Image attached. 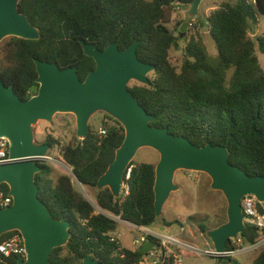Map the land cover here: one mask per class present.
I'll return each mask as SVG.
<instances>
[{"label":"trees","instance_id":"obj_1","mask_svg":"<svg viewBox=\"0 0 264 264\" xmlns=\"http://www.w3.org/2000/svg\"><path fill=\"white\" fill-rule=\"evenodd\" d=\"M192 1L20 0L19 11L39 30L40 39L7 38L0 47V80L13 87L21 100H27L39 87L34 59L56 63L61 69L74 66L83 81L95 63L83 54L78 39L96 44L99 50L112 43L124 50L136 41L138 60L153 66L154 71L148 86L135 85L129 90L154 118L151 126L185 137L197 147H225L231 165L249 176L264 177V70L256 55V43L264 54V37L254 41L248 35L250 26L258 25L264 16V0L224 1L206 22H188V28L208 25L216 55L207 52L196 31L186 40L183 61L177 68L171 64L169 53L181 40L168 26L175 8L187 9ZM100 124L105 136L89 127L84 140L74 137L61 148L72 177L58 175L53 180L52 168L46 162L39 164L41 172L35 175L39 200L54 219L71 225L68 243L52 251L49 264H82L88 255L102 264H139L144 254L120 245L112 236L118 222L104 213L137 227L149 228L157 221L153 164L130 163L127 195L115 198L108 188L95 189L125 136L123 127L105 114ZM41 144L53 149L57 142L48 136ZM74 183L92 190L96 206L104 213H97L73 188ZM8 191L6 184L0 185V194L7 196ZM245 226L237 238L243 245L255 244L258 230ZM199 229L202 234L209 231L202 224ZM14 235L21 237L16 231L10 232L0 236V244ZM238 248L232 241L227 243L228 251ZM18 258L0 255V264H15ZM164 264H172L171 259ZM216 264L237 263L224 258ZM251 264H264V250Z\"/></svg>","mask_w":264,"mask_h":264},{"label":"water","instance_id":"obj_2","mask_svg":"<svg viewBox=\"0 0 264 264\" xmlns=\"http://www.w3.org/2000/svg\"><path fill=\"white\" fill-rule=\"evenodd\" d=\"M203 0H193L187 17L197 18ZM233 4L234 0H225ZM20 0H0V43L10 37L38 41L39 30L19 11ZM188 23H183L182 38ZM83 54L95 63V69L80 80L76 67L61 69L56 63L34 59L38 90L27 100H21L13 87L0 80V139L8 141L10 162L0 166V185L8 186L12 205L0 209V236L18 232L23 240L25 257L15 264H49L52 251L65 246L71 236V225L56 220L38 197L39 187L35 175L41 172L40 163L47 162L51 150L47 144H38L33 128L39 122L51 123L57 114H70L75 118L76 137L84 140L89 134V121L97 113L116 120L124 129V140L115 151L114 160L100 176L96 190L108 188L119 198L125 184V174L140 149L150 148L159 155L155 166L153 185L154 212L161 217L162 208L171 193L179 190L174 183L177 171L206 174L210 188L225 198L226 222L209 230L206 238L224 260L227 243L243 233L245 216L241 200L245 196L264 201V177L249 176L231 165L225 147L207 144L193 145L187 138L174 136L165 128L151 126L153 117L139 104L129 90V84H150L154 67L137 58L138 42L120 50L117 43L99 50L94 43L78 39ZM154 247L147 242L139 248L146 254ZM82 264H102L91 255Z\"/></svg>","mask_w":264,"mask_h":264},{"label":"rangeland","instance_id":"obj_3","mask_svg":"<svg viewBox=\"0 0 264 264\" xmlns=\"http://www.w3.org/2000/svg\"><path fill=\"white\" fill-rule=\"evenodd\" d=\"M225 0H203L199 7V14L197 18L189 19L187 17V9L175 8L171 17V24L168 26L170 31H173L176 36L180 34L179 24L191 22L196 24L198 20L206 22L210 14L218 9ZM198 31L202 36V41L206 47L207 52L211 56L216 55V46L209 35V27L207 24L203 28L195 29L194 27H187L184 35L180 38V43L177 49H172L169 53V59L173 66L180 67L183 61V48L186 40L194 36ZM248 35L251 39L256 41L258 38L264 37V16L258 20V25L250 26ZM7 40L4 39L0 43V47ZM256 55L259 63L264 70V54L260 53L256 43ZM0 52V59H1ZM139 85L136 82H131L129 88ZM103 113L95 114L89 121V127L97 134L101 130V121ZM35 140L38 144L43 143L48 136L53 138L57 145L49 151V158L46 163L52 168L53 173L51 179L55 180L58 175L71 176V169L64 163L61 157V148L69 144L74 137H76V123L73 115L57 114L54 116L51 123L39 122L33 128ZM159 155L150 148H143L138 151L133 162L148 163L157 165ZM174 183L179 186V190L171 193L168 200L162 208L161 217L157 219L154 225L149 227L151 230L157 232L174 235L180 238L187 244L196 246L198 249L204 250L211 248V242L206 238V234H202L199 225H205L209 230H213L220 222H226L227 204L221 192L213 191L210 188L211 180L204 173L177 171L174 176ZM73 188L81 193L83 197L89 201L95 210L101 212L95 204L94 193L88 188L74 183ZM224 222V223H225ZM123 248L134 251L131 242L134 238L139 237V233L132 230L127 224L118 223V228L112 234ZM236 237L233 244L239 246V249L246 247L239 243ZM213 248V247H212ZM264 250V245L258 250L241 253L235 252L232 256L237 264H251L258 254ZM182 259L181 264H216L218 259H213L207 256H197L192 253L183 251L180 253Z\"/></svg>","mask_w":264,"mask_h":264},{"label":"built area","instance_id":"obj_4","mask_svg":"<svg viewBox=\"0 0 264 264\" xmlns=\"http://www.w3.org/2000/svg\"><path fill=\"white\" fill-rule=\"evenodd\" d=\"M105 134L106 132L104 130L99 131L100 136H105ZM48 160H50L49 156ZM10 161L11 160L8 155V141L5 139H0V166L8 164ZM131 168L132 167L129 166V169L125 174V181L129 179ZM128 192L129 188L125 183L123 185L122 194L127 195ZM11 205L12 198L8 195L3 196L2 194H0V209L8 208ZM241 207L242 213L245 216V225L248 224L255 227L259 232V237L256 240L255 244L247 245L246 247L236 251L226 250V252L223 254L224 258H232L235 252H252L258 250L264 245V201L259 202L255 197L245 196L241 200ZM104 214L120 224H127V226H129L132 230H135L139 233V237L134 238L131 242V245L135 250L141 248L147 242L154 243V247L149 252L144 254L139 264H164L170 259L172 264H181L182 259L180 257V253H182L183 251L192 253L197 256L211 257L213 259H218V257L220 256L212 247L201 250L194 245L187 244L177 236L157 232L155 230H151L150 228L137 227L131 223L120 221L119 217H114L107 213ZM231 241H234V239H232ZM237 241L239 243H242L239 239ZM0 255L4 258H9L11 256H19V258H24L25 248L22 238L18 235H14L10 239L1 243Z\"/></svg>","mask_w":264,"mask_h":264},{"label":"crops","instance_id":"obj_5","mask_svg":"<svg viewBox=\"0 0 264 264\" xmlns=\"http://www.w3.org/2000/svg\"><path fill=\"white\" fill-rule=\"evenodd\" d=\"M85 188V187H84ZM120 245H121V243H120ZM122 246V245H121Z\"/></svg>","mask_w":264,"mask_h":264}]
</instances>
